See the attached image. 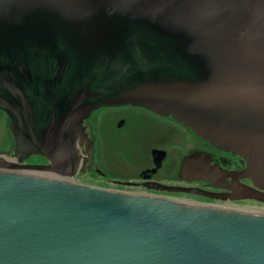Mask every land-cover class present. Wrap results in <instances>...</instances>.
Listing matches in <instances>:
<instances>
[{
    "label": "water",
    "instance_id": "obj_1",
    "mask_svg": "<svg viewBox=\"0 0 264 264\" xmlns=\"http://www.w3.org/2000/svg\"><path fill=\"white\" fill-rule=\"evenodd\" d=\"M126 104L242 164L195 152L183 177L230 176L229 199L264 203V0H0V109L18 152L71 177L83 120ZM26 171L0 162V264H264V214Z\"/></svg>",
    "mask_w": 264,
    "mask_h": 264
},
{
    "label": "flooded vegetation",
    "instance_id": "obj_2",
    "mask_svg": "<svg viewBox=\"0 0 264 264\" xmlns=\"http://www.w3.org/2000/svg\"><path fill=\"white\" fill-rule=\"evenodd\" d=\"M82 127L86 136L76 144L78 161L74 168L69 166L61 170L72 172L71 177H62L49 169L52 163L47 158L17 151L9 131V118L0 109V162L33 168L32 173L37 176L63 178L99 189L184 203L193 200L209 206L212 202L254 201L229 199L235 195L222 187L231 185L230 176L217 183L221 187H215L208 181L180 174L183 158L195 152L209 155L212 165L229 173L240 171L242 164L237 156L219 150L171 116L130 104L102 106L83 120ZM239 182L252 186L246 179H239ZM178 188L192 191H177Z\"/></svg>",
    "mask_w": 264,
    "mask_h": 264
},
{
    "label": "rangeland",
    "instance_id": "obj_3",
    "mask_svg": "<svg viewBox=\"0 0 264 264\" xmlns=\"http://www.w3.org/2000/svg\"><path fill=\"white\" fill-rule=\"evenodd\" d=\"M170 152L172 154L175 153L174 150H170ZM174 155H177V153H175ZM187 199H182L181 201H186ZM188 203L190 204H197L195 202H192L190 200ZM213 204L209 203V206H229L228 208H233L236 209L237 211H241V212H249V213H260V214H264V203L261 202H257V201H243V202H237V203H225V202H212ZM200 205V204H197ZM206 206V205H204ZM208 206V205H207ZM231 206V207H230ZM224 207V208H226ZM221 208V207H220ZM253 211V212H252ZM256 211V212H255Z\"/></svg>",
    "mask_w": 264,
    "mask_h": 264
},
{
    "label": "bare ground",
    "instance_id": "obj_4",
    "mask_svg": "<svg viewBox=\"0 0 264 264\" xmlns=\"http://www.w3.org/2000/svg\"><path fill=\"white\" fill-rule=\"evenodd\" d=\"M24 173V172H23ZM25 174H28V175H35L36 173H32V171L30 172V171H28V173H25ZM37 176V175H36ZM38 176H41V177H43V175H41V174H38ZM45 178H55V177H46V176H44ZM72 181V180H71ZM74 182V181H73ZM184 203V202H183ZM214 207V206H213ZM216 207V206H215ZM229 206H227L226 208H224V207H221V209H225V210H235V211H237L236 209H233V208H228ZM231 207V206H230ZM216 208H220V207H216ZM253 212V211H252ZM256 212V211H255Z\"/></svg>",
    "mask_w": 264,
    "mask_h": 264
}]
</instances>
